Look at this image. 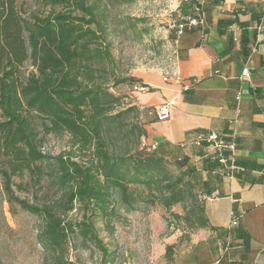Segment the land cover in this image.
<instances>
[{"label": "trees", "instance_id": "trees-1", "mask_svg": "<svg viewBox=\"0 0 264 264\" xmlns=\"http://www.w3.org/2000/svg\"><path fill=\"white\" fill-rule=\"evenodd\" d=\"M42 1L62 11L27 20L18 0H0V183L11 210L17 207L40 219L36 238L44 260L73 264L65 257L70 236L108 255L96 221L104 219L112 232L109 221L116 206L131 214L138 203L166 210L187 203V215L174 217L204 227L190 171L141 147L143 124L119 139L121 154L115 150V133L123 122L122 112L112 113L118 97L92 83L93 62L110 57L91 48L103 31L96 7L87 5L88 0ZM27 61L34 71L22 79L19 69ZM135 82L128 77L117 83ZM32 115L42 120L46 133L68 135L74 152L45 154ZM45 179L55 189V201L41 205L16 196L28 187H41ZM76 204L90 216L78 223L66 221ZM171 251L166 246L167 262Z\"/></svg>", "mask_w": 264, "mask_h": 264}, {"label": "crops", "instance_id": "crops-1", "mask_svg": "<svg viewBox=\"0 0 264 264\" xmlns=\"http://www.w3.org/2000/svg\"><path fill=\"white\" fill-rule=\"evenodd\" d=\"M203 4L204 26L186 32L176 47L174 66L180 80L164 82L162 70L132 76V87H146L132 92L146 131L142 143L156 145L157 156L190 171L205 218L206 225L189 233L164 264H264V29H257L261 10L257 0ZM244 69L247 78L242 77ZM167 102H172L167 120L147 115V110ZM210 131L234 141L240 170L224 176L218 164L202 157L201 149L181 146ZM166 244L173 246L174 241Z\"/></svg>", "mask_w": 264, "mask_h": 264}, {"label": "rangeland", "instance_id": "rangeland-1", "mask_svg": "<svg viewBox=\"0 0 264 264\" xmlns=\"http://www.w3.org/2000/svg\"><path fill=\"white\" fill-rule=\"evenodd\" d=\"M87 5L96 7L97 19L103 28L98 34L101 39L91 48L110 54L109 58L93 62L92 83L118 97L119 102L114 105L112 113H123L120 134L115 133L118 138L115 150L121 154L124 148L119 139L129 130L143 124V119L132 98V85L117 82L138 76L143 70L170 69L176 58L172 35L176 5L173 0H88ZM18 9L27 20L62 11L61 8L45 5L42 0H18ZM74 16L79 17L81 14L76 13ZM90 28L95 31L97 25H91ZM33 71L30 61L19 69L22 79ZM32 119L41 140V150L45 154L52 157L74 152L68 135L48 134L41 119L36 115H32ZM14 181L20 183L19 180ZM22 182L26 184V178ZM16 196L41 205L58 198L49 179L43 180L41 187H28L27 190L16 192ZM136 206V211L131 214H125L116 206L109 221L112 232L105 227L104 219H97L99 237L108 255L70 236L66 259L73 264H164L167 260L165 253L162 255L163 245L165 250L166 243L173 240V249L185 243L187 235L195 229L190 220L174 217L187 215V203L173 206L170 210L156 204L138 203ZM83 208L76 204L66 221L78 223L85 214L89 217L90 212L86 213ZM39 224V218L25 211L17 207L11 210L0 183V264H51L50 259L44 260L43 249L37 243Z\"/></svg>", "mask_w": 264, "mask_h": 264}, {"label": "built area", "instance_id": "built-area-1", "mask_svg": "<svg viewBox=\"0 0 264 264\" xmlns=\"http://www.w3.org/2000/svg\"><path fill=\"white\" fill-rule=\"evenodd\" d=\"M204 0H173L174 5H176L174 10L172 35L175 46L177 47L181 37L190 30L194 28H202L204 26V11L203 4ZM261 10V22L258 24L259 30L264 29V0H257ZM176 57L178 55L177 48L175 49ZM176 59V58H175ZM175 62V60H174ZM174 62L169 70L163 71V81H176L180 79L179 69L174 66ZM242 77H248L247 69L242 72ZM188 89V86L184 87ZM133 91L144 92L146 90L145 86L135 85L133 86ZM240 93L237 95V103L240 102ZM172 102H167L161 104L159 107L147 110V115L153 117L156 121L167 120L169 115V108ZM238 113V111H237ZM183 148L195 147L203 151V158L209 161L216 162L221 167L222 175H231L234 171L241 169L238 168L234 160V151L236 149V144L233 140H226L225 137L221 136L215 131H210L208 134H196L192 139L181 144ZM147 152H155L157 149L156 145H146L141 144Z\"/></svg>", "mask_w": 264, "mask_h": 264}]
</instances>
